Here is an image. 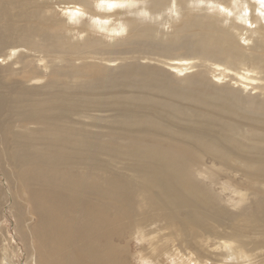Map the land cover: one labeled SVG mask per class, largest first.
<instances>
[{
	"label": "bare ground",
	"instance_id": "6f19581e",
	"mask_svg": "<svg viewBox=\"0 0 264 264\" xmlns=\"http://www.w3.org/2000/svg\"><path fill=\"white\" fill-rule=\"evenodd\" d=\"M137 2L109 12L98 0H0V209L12 200L28 264H128L130 239L145 241L139 263L224 264L222 242H233L232 255L256 264L253 253L264 250V0ZM219 4L259 24L260 47L244 52L238 42L250 43L251 29L221 19ZM159 19L179 23L165 41ZM184 38L197 57L162 62L169 69L161 73L183 86L163 85L154 68L114 73L145 42ZM197 61L211 65L213 84L236 79L225 94L233 102L216 104L209 75H194ZM251 199L241 214L221 205ZM250 233L262 241H248ZM3 241L0 264L11 247Z\"/></svg>",
	"mask_w": 264,
	"mask_h": 264
},
{
	"label": "rangeland",
	"instance_id": "374dc122",
	"mask_svg": "<svg viewBox=\"0 0 264 264\" xmlns=\"http://www.w3.org/2000/svg\"><path fill=\"white\" fill-rule=\"evenodd\" d=\"M253 2H254V0H253ZM54 5H56L55 2H54ZM222 6H223V4H219L217 6V8H219L218 11L220 10L219 13H217V14L219 16H221L220 17L221 19H223V16H224V21L231 22V24H234L238 28L247 27L248 29H251V32H249L247 34L248 36H253V37H251V42L248 43V44L247 43H244L241 40H239V42H238L241 45V47H243V49H245L244 52L247 53V55L248 54H251L252 51H255V49L258 48V47H260V45H261L260 34L254 33L255 30H256V28H257V26L259 24H251V22L240 21L239 19H242L241 16L239 17V19H237V18L235 19V16L234 15H227V13L225 12L226 10ZM249 9H251V6H249ZM58 11H56V19L58 18L57 20H61L62 15H61V12L60 11L58 12ZM211 12L212 13H210V12H206V13H208L210 15L211 14H216V11L214 9H212V8H211ZM204 14H205V12L200 13L198 15L203 16ZM256 14H257V12H256ZM57 15H58V17H57ZM163 19H159L158 22H161ZM208 19L211 20L210 18H208ZM84 20L87 21V20H89V18L88 17H85ZM261 23L264 24V21H262ZM161 24H163V25H160L159 26V33H160V35H159L160 38L159 39L160 40L161 39H164V41L167 38H169L168 36L173 35L175 28H177V25H179V23H177L176 21L175 22H172L171 25L165 23L164 21H162ZM245 32H247V31H245ZM160 40L154 41L155 44H153L154 42L151 43V44H150V42H145L144 43V46L145 47L148 46L150 48V50H149V48L148 49H145L144 48L143 51L141 50L142 51L141 52L142 54H140V56H136V57H138L136 60H130V61H121V60H119L117 62V65L115 67H113L114 68L113 70L115 71L114 73H120V72L124 71L122 69H124L126 67H129V66L132 67V68L134 67V69H136V70L139 69V71H141V69H142V71H145V68H147L146 70H148L149 68H152V69L154 68L155 70H157V69L160 70V71L157 70L160 73V75L158 77L159 78L158 80H160L163 83V85H166V86H169L170 85L171 86L172 85V82H175V83L177 82L176 85H179V83H180V85L183 86V84H184L183 81L184 80H182L181 78H175L174 80L171 81V76L168 75V78L170 80H165L164 79L165 77H163L161 75V73H163V71H168L169 67L168 66L166 67L164 65V63H162V62L170 61V60H176V59H185V58L186 59H190V57H197V56H193L192 53H191V50L194 48L193 45H192L193 43H192V41H191L190 38H184L181 41H178V42H175V43L169 42L170 44H167L168 42L167 43L166 42H162L161 43ZM189 41H191V43ZM164 43H166V44H164ZM142 46L143 45H141V47ZM166 48H167V50H166ZM145 51L146 52L148 51V53H146ZM163 51H169L170 54H168V56H167V54H161ZM143 52H145L146 54L143 53ZM174 54H176V55H174ZM161 56H163V57H161ZM145 57H148L151 60H144L143 58H145ZM152 57H154V58L156 57V58L154 59ZM174 58H176V59H174ZM197 64H198V68L199 69L196 68L194 70L195 71L194 75H196L198 73H207L209 75V76H207V78H208L207 81H210V82L208 83L209 86H208L207 89H208V92H211V95H213V96H211V95L210 96L213 99L218 100L216 102V104L221 103V102H230V101L233 102V100H234L235 97L234 96L232 97L230 95L229 96L227 95L226 97H228V98H226L225 97V94H228V92H227L228 91V88L233 89V87H237L238 86V85H236V86L234 85V83H235L234 79L235 78L234 77H230L229 79L226 80V83H220V84L219 83L218 84L215 83V84H213V82H215V80L213 79L211 65L210 64L203 65V64L200 63V61H197ZM204 66H207V67H204ZM205 69H206V71H205ZM200 70H201V72H199ZM161 77H163V78H161ZM180 80H182V81H180ZM230 81H232V82H230ZM155 82H157V81H155ZM227 84L229 85V87H228ZM221 85H222V87H221ZM209 88L212 91H210ZM126 92H128V91H126ZM130 92L131 91H129L128 93H130ZM212 92H214V93L212 94ZM220 92L221 93L223 92V95H224V98L226 99V101L222 97V95H221ZM136 93L142 94L141 92H136ZM215 93H218L221 96L218 95V94H217L218 95L217 96ZM254 93H252V94H254ZM215 95H216V97H215ZM238 95L241 96V97L244 95L242 98L240 97L238 99H246L247 97L250 96V94L248 92L247 93H238ZM219 96L222 97V99H220ZM163 97L164 98H167V96H164V95H163ZM163 97H160L159 99H161V98L164 99ZM217 97L220 100L217 99ZM252 97L255 98V95H253ZM176 108H177V106H176ZM178 108H179V106H178ZM187 108L189 109V106ZM90 115H91L90 117H94V118H98V116L99 117H102L103 116L104 118H106L108 120L112 119V121H115V120H113L114 115L111 114V113L101 114V113H95V112H93ZM120 143L123 144L125 142H120ZM2 170L0 168V174L3 173V172H1ZM2 175H0V180H2V182H5V178L2 177ZM1 189H2V186H1ZM9 199H11V198H8V201H10ZM8 203L9 204H7L6 207L3 206V208L0 209V221H1V223H0V227H1L0 228V231L1 232L3 231V234H4V235H0L1 236L0 238H2L1 241H0V242H2L1 245H0V247H1L0 248V257L3 254L4 248H5L3 246L4 245L3 236L5 237V239L10 240V242H11V245L10 246L11 247L9 248L8 253L6 252L7 253V256L5 258L2 257L1 262H2V264H4V263L5 264H28L29 263V260H28L29 254L26 251V248L23 246L24 244H22V240L19 239V237H16V225H15V221H14L12 215L10 214V208H11V205H12V200L10 202H8ZM255 204H256L255 199H251V200L247 201V203L243 204L240 207H234L232 204L221 203V205L224 206L225 208H227L230 213L232 212L234 214H241V213H244L245 211H248L249 212V210L251 208L253 209V206ZM1 217H2V219H1ZM226 218L227 219H230V217H226ZM214 226L218 230H221L219 232H223L224 231L222 228L219 229L217 227V225H214ZM225 232L229 233V231H225ZM248 236H249V239H250L248 241H251V242H254V243L257 242L256 244H258V243H260L262 241V240H260L261 238L258 235H254L253 233H250ZM129 241H130L128 243L129 244V250H128V254L126 255L127 256L126 259L128 258L127 259L128 260V264H141V263H139L140 258H141L140 254H139V252L141 250V244L139 245V242L134 241V240H131V239ZM170 248H171V246H169L168 249H170ZM176 248L182 249V247L180 245H178V244H177V247ZM250 249H251V247H249V250ZM171 250H173V248H171ZM182 250H184V249H182ZM253 254L255 255L254 262H256V264H262V263L264 264V250L263 249L261 251H259V253H257V251H256ZM163 260H166V257H164ZM193 263L195 264V262H193ZM165 264H169V261H165Z\"/></svg>",
	"mask_w": 264,
	"mask_h": 264
},
{
	"label": "clouds",
	"instance_id": "9594fccd",
	"mask_svg": "<svg viewBox=\"0 0 264 264\" xmlns=\"http://www.w3.org/2000/svg\"><path fill=\"white\" fill-rule=\"evenodd\" d=\"M139 4L137 0H115V2H110V0H98V3L96 4V7L99 11H114L117 8H136ZM246 14V9H245ZM76 16H86L85 13H83L80 10L76 11ZM97 25H99L100 21H93ZM103 24H111V20H105L102 22ZM120 34V33H115ZM243 196V194H239ZM155 237H151V239H154ZM138 242H145L143 240ZM222 248L224 251L229 252V255L225 258L224 264H251V258L242 251L239 253V259L231 254V249L235 248V244L233 242L224 243L222 242ZM221 250V249H217ZM141 264H151L150 261L144 260L141 262ZM169 264H184L183 260L172 258L169 260Z\"/></svg>",
	"mask_w": 264,
	"mask_h": 264
}]
</instances>
